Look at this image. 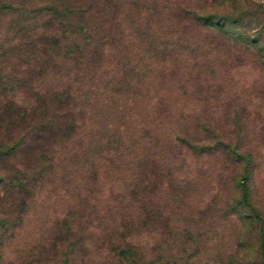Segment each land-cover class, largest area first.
I'll return each instance as SVG.
<instances>
[{
  "label": "rangeland",
  "instance_id": "obj_1",
  "mask_svg": "<svg viewBox=\"0 0 264 264\" xmlns=\"http://www.w3.org/2000/svg\"><path fill=\"white\" fill-rule=\"evenodd\" d=\"M0 264H264V0H0Z\"/></svg>",
  "mask_w": 264,
  "mask_h": 264
}]
</instances>
